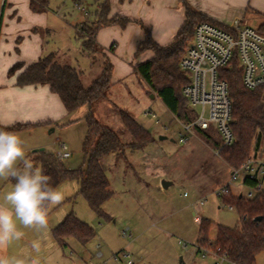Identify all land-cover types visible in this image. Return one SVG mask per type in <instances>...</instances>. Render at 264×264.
Returning <instances> with one entry per match:
<instances>
[{"label":"rangeland","instance_id":"rangeland-1","mask_svg":"<svg viewBox=\"0 0 264 264\" xmlns=\"http://www.w3.org/2000/svg\"><path fill=\"white\" fill-rule=\"evenodd\" d=\"M25 1L30 3L31 0H0V72L9 60L6 46L11 44L10 34L24 31L32 21H46L40 35L43 54L54 53L60 64L79 71L85 87L101 74L104 60L108 59L112 71L121 63V79L111 75L113 87L93 116L99 124L118 131L126 143L129 137L118 116V111L123 110L151 134L153 143L139 152L126 150L121 159L109 157L103 161L112 192L102 208L107 218L100 219L90 211L79 193L77 181H66L57 187L64 193L63 202L48 210V228L43 232L23 229L24 238L9 246L8 255L26 256L30 242L37 241L41 245L38 255L42 264H123V254L134 264H213L212 259H202L195 251L199 225L194 219L198 217L211 223L210 238L214 237L217 226L240 227L239 214L225 208L214 194L229 184L231 170L201 134L194 132L185 144L179 143V134L184 133L180 122L159 99L148 95L147 87L132 71L138 57L132 55L129 62H122L126 45L118 40L122 32L119 25L101 28L114 29L117 33L113 34L114 40L101 39L104 43H97L106 59L101 54L92 58L82 53V41L76 38L75 32L81 25L96 19V10L103 0L98 3L94 0H33L38 8L44 9L35 17L26 12ZM185 1L190 4L189 0ZM246 1V13L239 21L256 30L264 18V0ZM134 2L140 4L138 0ZM177 2V6L183 8L180 1ZM108 5L110 8L109 0ZM144 22L129 21L127 24L144 36L145 31L152 36L151 27ZM14 53L15 50L10 51L12 56ZM116 72L119 73L118 69ZM62 109L54 121L17 134L36 167L40 168L38 157L42 154L56 156L59 145H64L70 158L58 161L67 170L77 171L85 167L82 148L88 108L81 106L69 114L63 106ZM208 133L213 140H218L213 129ZM161 137L166 139L160 140ZM162 181L171 185L164 190ZM231 183V193L245 198L247 190L240 181ZM11 188L9 181L0 179V195ZM69 215L91 228L94 237L86 243L69 238L64 247L58 246L51 232ZM124 231L126 239L121 236ZM255 264H264V252L256 257Z\"/></svg>","mask_w":264,"mask_h":264},{"label":"trees","instance_id":"trees-1","mask_svg":"<svg viewBox=\"0 0 264 264\" xmlns=\"http://www.w3.org/2000/svg\"><path fill=\"white\" fill-rule=\"evenodd\" d=\"M94 1L98 3L100 0ZM179 1L184 9L185 21L175 39L170 45L160 47L153 41L149 32L145 31L144 40L137 45L135 57L149 51L152 53V58L136 64L133 73L145 84L148 95H154L159 99L179 122L188 124L193 119V114L188 110L186 100L182 96V89L188 83V78L179 67L180 61L188 43L193 39L198 24L206 23L222 30H226V27L212 23L185 0ZM30 9L34 13H41L44 10L38 8L33 0L30 1ZM108 14V0H103L96 10V19L89 24L81 25L75 32L76 38L82 41L84 55L93 58L96 54H101L106 59L96 42L97 32L103 27L112 25L123 28L129 22L119 17L108 19ZM257 29L264 34V18ZM102 66L101 74L88 87L83 85L80 72L73 67L60 64L54 53L47 54L28 66L16 63L8 71V76H13L18 70L21 71L16 77V87H48L50 93L57 96L68 114L75 112L81 106L88 108V115L85 117L87 131L82 148L85 167L77 171L67 170L52 155L42 154L37 161L44 173L51 178L54 187L57 188L66 181H77L79 193L88 208L100 219L107 218L102 208L112 197L102 166L103 161L109 157L121 159V155L126 150L132 153L139 152L153 143L151 134L123 110L118 111V116L129 137L126 143L123 142L118 131L103 126L95 120L93 115L96 109L107 100V95L113 87L112 65L106 59ZM222 78L227 83L231 101L230 127L233 142L228 147H221L219 138L213 140L208 132L197 133L206 138V144L211 149L218 151V157L230 170H236L252 156L263 159L264 86L255 90L246 89L236 64L232 69L223 70ZM36 126L38 125L15 124L10 127L0 125V128L19 133ZM9 182L13 184L12 181ZM244 184L253 188L255 181L246 179ZM239 196L229 192L220 199L224 206L231 207L239 214L240 227L230 229L217 226L214 237L210 238L211 223L200 220L199 237L195 246L212 252L216 250L225 252L232 264H255L256 257L264 252V191L258 192L252 199ZM256 218L260 220L254 221ZM51 233L60 247H64L69 238L86 243L94 237L93 230L72 215L67 216Z\"/></svg>","mask_w":264,"mask_h":264},{"label":"built area","instance_id":"built-area-1","mask_svg":"<svg viewBox=\"0 0 264 264\" xmlns=\"http://www.w3.org/2000/svg\"><path fill=\"white\" fill-rule=\"evenodd\" d=\"M234 64L241 72L242 84L246 89L255 90L264 86V34L258 29L243 26L241 21L233 22L226 30L206 23L198 24L179 65L188 78V83L182 89V96L193 114V119L188 124L180 122L184 132L179 134L180 144H185L194 132H209L211 129L217 134L221 147L232 144L231 101L222 72L232 69ZM58 149L55 157L62 162L59 154L66 147L59 145ZM215 154L218 155V151ZM246 179L255 181V186L246 187ZM237 180L247 190L246 199H252L255 194L263 191L264 158L252 156L239 169L231 170L229 184L216 190L215 196H226L231 192V182L235 183ZM224 207L233 210L231 207ZM200 220L198 217L194 219L198 225ZM121 236L126 239V231ZM194 248L202 259L210 258L213 264H232L225 252H212L199 246ZM122 258L123 264H134L128 255L123 254Z\"/></svg>","mask_w":264,"mask_h":264},{"label":"crops","instance_id":"crops-1","mask_svg":"<svg viewBox=\"0 0 264 264\" xmlns=\"http://www.w3.org/2000/svg\"><path fill=\"white\" fill-rule=\"evenodd\" d=\"M109 1L111 7L109 8L108 19L119 17L128 21H145L144 23L151 27L153 41L160 47H166L173 42L185 21L184 9L177 6V0H138L140 4H136L134 0L123 1L122 3L120 0ZM119 2L121 4H118ZM199 2L189 0L191 4L189 5L212 23L222 27H228L232 22L242 20V16L246 13L244 12L246 0H201ZM25 4L27 9L24 8L27 10L26 12L29 11V16L35 17L36 14H39L31 11L30 3L25 1ZM45 25L46 21H32L24 31H14L9 36L11 44L6 46L9 60L0 72V125L3 127L15 124H48L62 113L63 109L59 99L50 93L48 87L19 88L16 87L15 82L21 71L15 72L13 76H8V71L14 64L22 63L28 66L43 57L40 35L43 30L42 27ZM34 30L36 31L34 32ZM120 33L118 40H122L123 44L126 45L122 62H129L132 55L135 57L137 45L144 40V33L139 32L136 28L130 29V24H126ZM113 34H117L114 29H101L97 32L96 42L102 44L104 43L102 40L107 41L111 38L114 40ZM13 50L15 53L12 56L10 51ZM151 58L152 53L146 51L138 56L133 67ZM120 64L118 63V68L114 67L113 78L121 79L123 67ZM117 69L120 74L116 72ZM6 254L8 255L7 250Z\"/></svg>","mask_w":264,"mask_h":264},{"label":"clouds","instance_id":"clouds-1","mask_svg":"<svg viewBox=\"0 0 264 264\" xmlns=\"http://www.w3.org/2000/svg\"><path fill=\"white\" fill-rule=\"evenodd\" d=\"M69 157L67 149L59 154L62 161ZM0 179L13 182L11 190L0 195V264H42L38 255L41 245L37 241L30 242L26 256H9L6 250L24 238L23 229L45 231L49 224L48 210L63 202L64 193L34 165L23 139L3 128H0Z\"/></svg>","mask_w":264,"mask_h":264},{"label":"water","instance_id":"water-1","mask_svg":"<svg viewBox=\"0 0 264 264\" xmlns=\"http://www.w3.org/2000/svg\"><path fill=\"white\" fill-rule=\"evenodd\" d=\"M151 98L153 99L154 98V95H151ZM164 139H166V138H162V137L160 138V140H164ZM34 152H37V151H34ZM170 185L171 184L168 183V182H165V181H162L161 182V188L164 189V190H166ZM239 197H241V196H239ZM259 220H260V218L254 219V221H256V222L259 221Z\"/></svg>","mask_w":264,"mask_h":264}]
</instances>
